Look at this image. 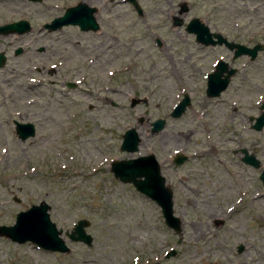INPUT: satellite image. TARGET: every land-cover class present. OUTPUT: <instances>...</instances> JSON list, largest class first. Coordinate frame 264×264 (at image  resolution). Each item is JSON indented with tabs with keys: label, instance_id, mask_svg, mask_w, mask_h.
Returning <instances> with one entry per match:
<instances>
[{
	"label": "rangeland",
	"instance_id": "obj_1",
	"mask_svg": "<svg viewBox=\"0 0 264 264\" xmlns=\"http://www.w3.org/2000/svg\"><path fill=\"white\" fill-rule=\"evenodd\" d=\"M135 1L140 14L126 0H0V25L30 24L27 33L0 34V225L43 201L69 248L0 235V264H264V126L249 122L264 101V0ZM77 2L96 8V31L43 27ZM192 17L263 47L253 59L202 47L184 28ZM218 58L236 71L208 98L203 75ZM183 92L189 105L172 117ZM156 119L164 125L154 132ZM13 120L32 123L34 135L18 139ZM129 128L139 139L131 153L119 148ZM240 148L257 168L233 153ZM148 153L173 192L177 232L109 169L112 159ZM176 153L185 156L180 164ZM78 219L87 221L89 245L64 234Z\"/></svg>",
	"mask_w": 264,
	"mask_h": 264
},
{
	"label": "water",
	"instance_id": "obj_2",
	"mask_svg": "<svg viewBox=\"0 0 264 264\" xmlns=\"http://www.w3.org/2000/svg\"><path fill=\"white\" fill-rule=\"evenodd\" d=\"M129 2L137 14L141 13L140 7L135 0H126ZM96 8L89 6L84 2H77L73 6L66 7L60 16L52 18L43 27L48 31L56 30L66 25L77 26L81 31H96L99 25L95 19L94 13ZM30 30V24L25 19L12 21L0 25L1 33L24 34ZM186 31L194 33L196 41L204 44L223 43L229 50H234V57L241 54H248L253 59L257 51L262 49L261 44H255L248 48L240 44L227 41L220 34H212L216 41L211 39L208 28L198 19L191 18L187 25ZM217 33V32H216ZM19 52V49H16ZM4 62V55L0 53V66ZM234 73V69L227 68L226 63L218 61L216 71L208 75L206 82V94L208 96H217L222 92L229 81L230 76ZM72 84H68V87ZM188 105V98L185 95L172 109L170 115L172 117L179 116ZM260 112L253 117L252 128L261 130L264 126V101L259 106ZM14 132L18 139L25 140L32 137L35 133V127L30 122H18L13 120ZM164 125L163 119H156L152 122V131L161 129ZM138 135L133 128L124 131L120 143V150L129 153L137 150ZM185 159L184 156L177 155L175 163H181ZM242 160L257 168L259 161L253 155L244 153ZM110 171L113 176L123 183H130L136 191L154 201L160 208V213L167 227L174 231L179 230V219L173 215V192L166 184L165 178L160 173V166L155 156L151 153L138 155L126 159H114L110 162ZM259 179L264 185V170L259 174ZM49 205L41 201L38 204H32L27 209L18 211L15 215L14 222L11 225H0V235L6 236L13 242L24 243L31 242L38 248L46 251L67 253L69 251L63 238L60 236L61 229L56 228L55 224L50 220ZM87 221L78 219L70 231H65L69 241H79L86 245L90 244L91 237L85 232ZM241 247L239 246L238 249ZM174 251L169 250L165 254V258L173 255ZM146 264H159L146 263Z\"/></svg>",
	"mask_w": 264,
	"mask_h": 264
},
{
	"label": "flooded vegetation",
	"instance_id": "obj_3",
	"mask_svg": "<svg viewBox=\"0 0 264 264\" xmlns=\"http://www.w3.org/2000/svg\"><path fill=\"white\" fill-rule=\"evenodd\" d=\"M183 9V8H182ZM193 18V17H192ZM195 18H198V17H195ZM191 19V18H190ZM189 19V20H190ZM202 23H203V21L200 19V18H198ZM188 20V21H189ZM188 21L185 23V26H184V28H185V30H186V25H187V23H188ZM178 23H181V20H180V18H178V17H175V18H173V25H176V24H178ZM207 28H208V26L205 24V23H203ZM208 31H209V34H210V36H211V39L213 40V41H216V38L212 35V34H220L223 38H225L227 41H230V42H233V43H236V44H240V45H243V46H245V47H248V48H251V47H253L255 44H259V43H254L253 45H251V46H247V45H244V44H242V43H238V42H235V41H233V40H230V39H228L226 36H224V35H222L221 33H216V31H210L209 30V28H208ZM193 35H194V41L197 43V44H199L200 46H202V47H206V46H211V47H213V46H219V45H223L225 48H227L223 43H221V44H218V43H214V44H204V43H202V42H198V41H196V38H195V34L194 33H192ZM157 45H160V43H159V41H157ZM228 49V48H227ZM234 50H235V48L233 49V50H229L228 49V51H230L231 53H232V57H234ZM258 52V51H257ZM257 54V53H256ZM241 55H245V56H247L248 57V59H251L250 58V56L248 55V54H241ZM238 56H240V55H238ZM238 56H236V57H238ZM256 56V55H255ZM218 61H222V62H224V63H226V65H227V68L229 69V68H232V69H234V73H235V71H236V69L235 68H233V67H230L229 66V64L226 62V61H224V60H222V59H216L213 63H212V70L211 71H208V72H205L204 73V75H203V77H204V81H205V88H204V92H205V96L206 97H208V98H211V97H217V96H219L220 95V93H219V95H217V96H208L207 94H206V82H207V79H208V75L209 74H211V73H213L214 71H216V65H217V63H218ZM233 73V74H234ZM232 74V75H233ZM231 77V76H230ZM229 81H230V78H229ZM229 81H228V84H229ZM70 84H72V88H74L75 87V85H76V82L74 81V82H71ZM228 84H227V86H228ZM226 86V87H227ZM226 89V88H225ZM224 89V90H225ZM223 90V91H224ZM187 96V98H188V105H189V102H190V99H189V96H188V93H185V92H183L182 94H181V97H180V99L178 100V101H180L181 99H183L184 98V96ZM187 105V106H188ZM186 106V107H187ZM185 107V108H186ZM173 108V107H172ZM259 109V108H258ZM185 110V109H184ZM184 110H183V112H184ZM171 111H172V109L170 110V112H169V115H170V113H171ZM182 112V113H183ZM181 113V114H182ZM180 114V115H181ZM179 115V116H180ZM171 116V115H170ZM178 117V116H177ZM252 116H249V122H250V128H252ZM253 129V128H252ZM151 130H152V127H151ZM155 132V131H154ZM236 152H239L240 153V157H239V160L243 163V164H245V165H247V166H250V167H253L251 164H249V163H247V162H245V161H243L242 160V157H243V155H244V153H246L247 155H253L252 153H249L248 152V150L246 149V148H240L239 149V151H236V150H234L233 151V153H236ZM152 154V153H151ZM177 155H181L180 153H176L173 157H172V161H173V163L174 164H176L175 163V159H176V156ZM181 156H184V155H181ZM185 157V156H184ZM178 164H180V163H178ZM160 166V165H159Z\"/></svg>",
	"mask_w": 264,
	"mask_h": 264
},
{
	"label": "bare ground",
	"instance_id": "obj_4",
	"mask_svg": "<svg viewBox=\"0 0 264 264\" xmlns=\"http://www.w3.org/2000/svg\"><path fill=\"white\" fill-rule=\"evenodd\" d=\"M165 136H168V135L165 134ZM186 139H187V138H186ZM198 236H199V235H198Z\"/></svg>",
	"mask_w": 264,
	"mask_h": 264
}]
</instances>
